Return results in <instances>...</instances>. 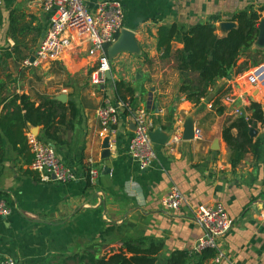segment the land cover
I'll use <instances>...</instances> for the list:
<instances>
[{"label": "crops", "instance_id": "0c3cea01", "mask_svg": "<svg viewBox=\"0 0 264 264\" xmlns=\"http://www.w3.org/2000/svg\"><path fill=\"white\" fill-rule=\"evenodd\" d=\"M100 1L89 0V9L94 10ZM121 1L124 28L134 31L141 52L110 58L113 79L103 86L92 83L96 61L79 37H73L59 60L36 62V51L52 16L40 1L3 0L0 5V80L5 82L0 91V120L17 111L13 105L21 101L11 104L16 95H27L39 106L64 94L67 102L58 101L66 107L71 102L78 111L72 116L68 109L65 122L57 124L59 143L48 142L41 125L28 122L24 133H15L19 130L14 127L15 131L6 133L0 126V200L12 207L10 216L0 218V262L12 258L18 264H80L81 255L101 257L125 241L147 238L162 244L156 264H166L178 251L199 254V264H264V159L257 160L248 152L239 164L232 165L223 132L241 116L233 115L231 106L222 101L220 112L216 103L222 88L233 82L238 93L248 97L243 115L251 118L252 102H258L254 95H262V105L263 92L252 89L242 75L231 76L218 80L211 100L196 106L178 93L180 72L164 71L159 50L162 27L176 24L190 29L214 16L220 22L233 20L247 10L264 18V0ZM12 15L20 20L18 28H25L22 34H11ZM173 45L183 47L179 42ZM26 59L31 62L28 66L23 63ZM117 81L136 90L135 107H145L153 130L159 128L168 137L165 145L153 142L157 160L147 169H141L129 154L134 131L131 117L123 114L125 109L109 140L111 158L103 157L108 137L102 132L98 111L107 102H121ZM189 117L202 130V139H183ZM260 125L255 140L264 135ZM176 127L183 128L179 142L174 141ZM29 133L54 146L60 159L75 170L77 180L43 183L31 169L29 147L21 150V135L28 139ZM91 168L99 170L95 183ZM175 188L188 204L168 210L162 201ZM214 204L226 208L233 227L219 239L218 251L198 253L195 247L204 229L194 220V212Z\"/></svg>", "mask_w": 264, "mask_h": 264}, {"label": "trees", "instance_id": "16d2710c", "mask_svg": "<svg viewBox=\"0 0 264 264\" xmlns=\"http://www.w3.org/2000/svg\"><path fill=\"white\" fill-rule=\"evenodd\" d=\"M262 16L255 10L242 11L233 17L238 27L225 36L217 32L216 23L220 17L214 16L208 23H201L186 29L183 26L171 25L162 27L159 31V50L161 51L160 62L165 72L173 68L180 72L181 83L178 93L194 105L198 106L205 101H210L211 90L218 80L236 76L247 71L258 61H250L252 54H264V50L254 47L258 38V23ZM20 20L11 17V34L19 31L21 34L25 28L19 29L16 25ZM174 42L183 45L175 48ZM18 44V43H17ZM23 43H19L22 45ZM26 50L28 44H23ZM19 50V49H18ZM248 58L249 61L244 60ZM264 59V56H263ZM4 81L0 80V91L5 87ZM116 95L118 101L129 103L136 108L134 100L137 99L136 90L124 81H117ZM18 100L20 105L14 104ZM17 111L12 117L7 116L0 120V126L11 133L16 128L24 133L29 122L34 126H43L48 142L59 143L61 137L57 134V124L64 123L66 112L69 109L72 116L78 111L73 103L66 107L58 100L46 99L44 103L36 106L27 95H16L11 101ZM25 110V114L21 112ZM253 117L244 115L232 121L224 129V139L231 149V163L233 166L239 164L246 153L251 152L255 159H264V135L256 138L251 136L250 129L256 128L258 122H264V112L259 102L252 104ZM223 109L220 108V112ZM131 111L125 108L124 115H130ZM15 131V130H14ZM234 133H237L236 135ZM22 151L28 149V139L23 134L20 138ZM45 143H48L42 140ZM0 154V161L2 160ZM162 250V244L155 240L139 239L125 241L119 249H112L101 257L88 253L79 257L80 264H156ZM208 250H205V252ZM214 251V250H211ZM199 254L178 251L175 252L166 264H199Z\"/></svg>", "mask_w": 264, "mask_h": 264}, {"label": "built area", "instance_id": "2783aa9c", "mask_svg": "<svg viewBox=\"0 0 264 264\" xmlns=\"http://www.w3.org/2000/svg\"><path fill=\"white\" fill-rule=\"evenodd\" d=\"M38 1L52 12V16L36 51V62L49 63L59 60L71 46L73 37H79L88 44V54L96 61L91 75L92 83L96 86L105 85L108 81L107 73L111 71L107 49L116 41L120 30L124 28L125 8L123 2L121 0H103L97 4L94 10H90L89 0ZM2 2L3 0H0V5ZM23 63L26 66L31 64L29 59ZM242 76L252 89L260 88L264 95V62L252 66L243 72ZM226 90L228 92L221 101L231 106L233 115L243 116L240 104L249 103L248 97L245 94H239L233 82L227 85L224 91ZM125 108L131 111L129 116L137 127L129 146V154L139 163L141 169H147L156 162L157 153L150 137V132L153 130L152 119L145 107L133 109L129 103L123 101L117 102V104L107 102L98 111L102 132L104 136L112 139L121 118V109ZM182 132V127H176L175 142L181 141ZM202 137V130L195 127V139H202ZM28 147L33 154L31 169L38 173L43 183H68L77 180L75 170L60 159L54 146L29 133ZM89 174L91 181L95 183L99 170L91 168ZM162 203L168 210H179L188 204L186 197L178 188L167 194ZM11 213L12 207L6 201L0 200V218H6ZM194 220L204 229V236L195 247V251L198 253L205 250L218 251L219 239L233 227V220L222 204L197 209L194 212ZM0 264H18V262L7 258Z\"/></svg>", "mask_w": 264, "mask_h": 264}, {"label": "water", "instance_id": "95a60500", "mask_svg": "<svg viewBox=\"0 0 264 264\" xmlns=\"http://www.w3.org/2000/svg\"><path fill=\"white\" fill-rule=\"evenodd\" d=\"M238 27V23L233 20L229 21H221L217 25V30L223 35H227L230 31ZM257 28L259 30L258 38L254 44V47L258 49L264 50V18L260 20V22L257 25ZM123 52H130V53H140L141 49L138 44V41L136 40L134 31H131L129 29L123 28L120 30V34L116 41L112 43L108 48V56L109 58H115L119 54ZM32 57L31 62L35 61V57L33 56V50L31 51ZM231 78V76H230ZM107 79L112 80V73L109 71L107 73ZM57 99L63 103L67 102V96L62 94L57 96ZM262 108L264 112V101L262 102ZM131 129L135 131L137 129L136 125L132 122ZM37 130V127L35 128ZM263 130H264V122H263ZM250 134L252 137H255L258 134V129L252 127L250 129ZM151 140L159 145H165L168 141V137L163 134L161 129H155L150 132ZM195 138V122L193 117H189L185 121L184 125V134L183 139L184 140H192ZM109 137L105 139L103 149H104V158H111V145L109 142ZM108 172V170H105L104 173Z\"/></svg>", "mask_w": 264, "mask_h": 264}, {"label": "rangeland", "instance_id": "374dc122", "mask_svg": "<svg viewBox=\"0 0 264 264\" xmlns=\"http://www.w3.org/2000/svg\"><path fill=\"white\" fill-rule=\"evenodd\" d=\"M263 56H264V54L263 53H260V54H256V55H254V53L252 54V56H251V58H250V61L252 60V61H258V63L257 64H255V65H258V64H260V63H262V62H264V59H263ZM247 59V60H246ZM244 60H246V61H249V59L248 58H245ZM255 65H253V66H255ZM59 66V65H58ZM64 75V74H63ZM242 75H243V73H242ZM237 76H239V75H236L235 77H237ZM241 78V77H240ZM62 79H63V77H62ZM244 80H242L241 79V82H243ZM250 86V85H249ZM227 88V85L226 86H224L223 88H222V90H221V93H220V95L218 96V100L216 101V103H217V105H219V107L218 108H221V105H220V101L223 99V97H224V95L226 94V92H228L227 90L226 91H224L225 89ZM224 91V92H223ZM254 96H257L258 98H257V100L256 101H258V102H260V101H262L261 99H262V95L260 94V95H257V94H255ZM261 96V97H260ZM251 103V102H250ZM253 103V102H252ZM244 105L242 106V111H243V113H245L246 112V108L244 107ZM252 112V111H251ZM263 123H261V125H260V127H261V129H263ZM257 129V128H256ZM264 131V130H263Z\"/></svg>", "mask_w": 264, "mask_h": 264}]
</instances>
